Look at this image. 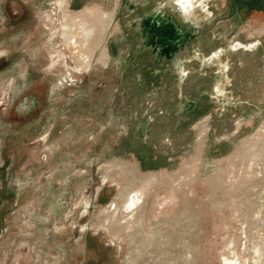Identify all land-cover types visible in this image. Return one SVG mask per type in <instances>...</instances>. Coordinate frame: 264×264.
Masks as SVG:
<instances>
[{"label": "rangeland", "instance_id": "374dc122", "mask_svg": "<svg viewBox=\"0 0 264 264\" xmlns=\"http://www.w3.org/2000/svg\"><path fill=\"white\" fill-rule=\"evenodd\" d=\"M198 1L0 0V264H264V0Z\"/></svg>", "mask_w": 264, "mask_h": 264}, {"label": "flooded vegetation", "instance_id": "af4514ba", "mask_svg": "<svg viewBox=\"0 0 264 264\" xmlns=\"http://www.w3.org/2000/svg\"><path fill=\"white\" fill-rule=\"evenodd\" d=\"M194 0H175V5L178 7V8H180V11H181V13L183 14V17L185 18V13L187 12V9H188V7L190 6H192V2H193ZM197 2H199L198 0H197ZM243 45V44H242ZM238 48L240 49V48H243V49H245V50H248L249 48L248 47H245V46H242V47H239L238 46ZM218 58H214V59H219L220 58V55H221V50L220 51H218Z\"/></svg>", "mask_w": 264, "mask_h": 264}, {"label": "bare ground", "instance_id": "6f19581e", "mask_svg": "<svg viewBox=\"0 0 264 264\" xmlns=\"http://www.w3.org/2000/svg\"><path fill=\"white\" fill-rule=\"evenodd\" d=\"M58 5V4H57ZM62 8V7H61ZM64 30H65V27H64ZM83 34H81V36H82ZM90 35V34H89ZM87 36V35H86ZM88 37V36H87ZM71 41H72V38H71ZM239 46H245L246 47V45L244 44V45H242V43H240V42H238L237 43ZM82 45V44H81ZM85 46V45H84ZM79 59V58H78ZM85 60H86V58H85ZM223 263L224 264H236V262L235 261H233V260H229V259H227V258H224L223 259Z\"/></svg>", "mask_w": 264, "mask_h": 264}, {"label": "crops", "instance_id": "0c3cea01", "mask_svg": "<svg viewBox=\"0 0 264 264\" xmlns=\"http://www.w3.org/2000/svg\"><path fill=\"white\" fill-rule=\"evenodd\" d=\"M219 55V54H218ZM223 71H228V68L226 66L223 65V68H222Z\"/></svg>", "mask_w": 264, "mask_h": 264}]
</instances>
